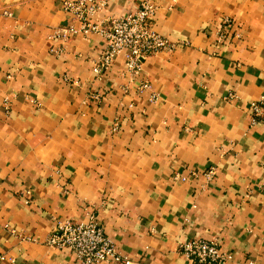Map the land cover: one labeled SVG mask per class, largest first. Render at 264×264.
I'll return each mask as SVG.
<instances>
[{
    "label": "crops",
    "instance_id": "obj_1",
    "mask_svg": "<svg viewBox=\"0 0 264 264\" xmlns=\"http://www.w3.org/2000/svg\"><path fill=\"white\" fill-rule=\"evenodd\" d=\"M64 1L0 0V264H80L46 240L91 212L136 264H191L179 246L194 238L264 264V121L250 109L264 99V0H151L154 29L184 44L136 78L123 56L94 72L99 35L57 51Z\"/></svg>",
    "mask_w": 264,
    "mask_h": 264
},
{
    "label": "built area",
    "instance_id": "obj_2",
    "mask_svg": "<svg viewBox=\"0 0 264 264\" xmlns=\"http://www.w3.org/2000/svg\"><path fill=\"white\" fill-rule=\"evenodd\" d=\"M108 4L109 0H65L63 7L72 16L73 23L57 28L52 34V38L62 42L57 51L63 52V43L71 42L76 34L85 37L99 35L104 40L105 52L94 59V72L102 75L123 56L127 71L136 78L148 57L163 51H175L184 44L174 42L154 29L157 5L153 1H144L135 10L122 15L106 14ZM225 21L231 23L229 19ZM151 89L149 81L141 84V90ZM154 99L157 96L153 94ZM250 109L253 124L264 121V99L252 102ZM193 175L198 176L196 172ZM215 175L212 168L206 173V178L212 181ZM181 179L185 181L188 178ZM221 243L218 238L188 239L180 244L179 251L191 264H229L231 258L223 252ZM46 244L68 250L80 264H136L117 249L95 212L90 213L86 222L58 221Z\"/></svg>",
    "mask_w": 264,
    "mask_h": 264
}]
</instances>
